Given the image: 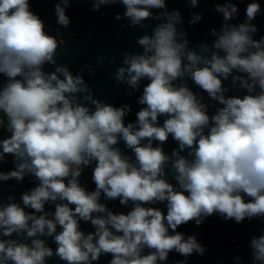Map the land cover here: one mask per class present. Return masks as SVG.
Wrapping results in <instances>:
<instances>
[{"label":"clouds","instance_id":"obj_1","mask_svg":"<svg viewBox=\"0 0 264 264\" xmlns=\"http://www.w3.org/2000/svg\"><path fill=\"white\" fill-rule=\"evenodd\" d=\"M75 2L95 12L120 5L115 20L146 30L136 40L142 51L124 52L113 73L128 96L140 92L141 107L126 122L130 105L96 98L85 81V71L96 74L91 62L77 73L57 62L68 40L59 29L50 33L30 0H0V132L7 133L0 165L9 156L14 164L0 170V183L30 177L35 184L19 202L0 193V264L53 257L98 264L102 256L111 257L108 264H167L173 252L184 257L176 264H187L207 249L180 226L213 215L264 223V35L256 38L254 23L264 15L260 0H248L242 21L235 0L214 2L222 23L195 47L168 0H57L58 26H71L66 11ZM186 3L195 9L201 0ZM201 20L193 13L189 26ZM234 90L244 94L229 95ZM170 137L177 147L169 154ZM87 168L94 190L81 182ZM116 200L130 210L113 211L106 202ZM81 222L94 230L83 231ZM249 249L251 264H264V229ZM233 260L244 264L239 255Z\"/></svg>","mask_w":264,"mask_h":264}]
</instances>
